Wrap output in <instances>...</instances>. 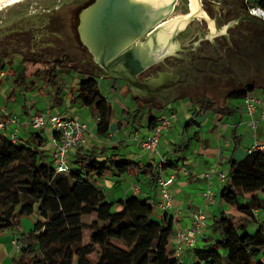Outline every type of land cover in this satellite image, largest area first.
<instances>
[{"label":"trees","instance_id":"1","mask_svg":"<svg viewBox=\"0 0 264 264\" xmlns=\"http://www.w3.org/2000/svg\"><path fill=\"white\" fill-rule=\"evenodd\" d=\"M6 66L14 84L8 91V101L18 92L14 88L25 87L28 81L33 84L32 79L57 88L53 104L63 106L60 74L73 71L82 75L77 87L69 91V101L89 108L97 116L96 134L108 135L113 115L110 103L101 94L96 79L79 71L70 60H43L30 55L14 66L12 60L0 57V70ZM254 90L248 86L232 91L228 98L243 100ZM133 102L134 115L128 110L122 112L132 117L133 125L140 123L144 112L163 109L135 98ZM189 102L193 110L185 129L208 113L221 119L235 114L228 104L222 107L207 96ZM122 120L128 125L124 116ZM156 120L150 117L147 124L151 126ZM46 144L43 132L31 127L15 141L7 130L0 132V234H17L12 239L19 248L13 264H182L174 257L170 244L173 229L155 219L151 199L129 195L109 202L103 189L95 185L97 179L125 174L135 178L148 175L155 184L156 166L125 161L118 154L107 156V149H78L70 171L59 174L42 151ZM172 165L166 161L165 170ZM227 174L218 201L242 218L235 219L219 210L211 225L215 239L206 248L194 250L195 257L201 256L196 264H264V220L256 214L264 213V153L255 151L242 161L232 159ZM31 213L41 219L34 230L23 233L21 220ZM251 228L256 230L251 232Z\"/></svg>","mask_w":264,"mask_h":264},{"label":"rangeland","instance_id":"2","mask_svg":"<svg viewBox=\"0 0 264 264\" xmlns=\"http://www.w3.org/2000/svg\"><path fill=\"white\" fill-rule=\"evenodd\" d=\"M95 1L96 0H16L1 5L0 57L12 60L14 66H19L21 60L23 58H28L30 55H37V57L39 56L43 60L68 59L79 71L90 73V64L92 60L90 55L88 54L87 48L82 45L83 42L81 41V34L79 30L82 14L86 10H88ZM186 2V0H178L179 5L176 7V10L170 15L169 24H172L173 26L174 22H176L177 19L184 17L183 14L186 10ZM199 14H201V12ZM213 19L214 18H211V20H207L208 28L205 27V23H203L202 25L203 28H206V30L204 31L210 38H213V36H211V33L215 30V27L213 26ZM222 32L224 31L222 30ZM215 36H217V40L220 39L219 34L216 33ZM178 40L180 42L183 41V39H181L180 37H178ZM185 48L187 47H184L182 45H180L178 48L173 46L170 48L171 52H168L167 56H176V51L181 52ZM179 55L180 53H178L177 56L179 57ZM233 67L234 68H230L229 70H227L225 77H223L222 79L218 78V76L217 78L209 77L208 79H206V83H208L207 87L201 86L199 88H195L192 91H180V97L182 98H178L177 100H181V104L186 105L189 101L196 102L204 96H207L213 102L220 104L222 107H224L226 104H230L234 105V107L238 109L242 105V100H229L228 95L232 91L247 88L248 86H253L255 88L254 91H256L257 95L261 92L260 89L264 85V58L258 61V63L255 61V66L251 64L248 67L246 65L245 67L243 66V70L241 69L239 64H234ZM7 70V66L6 68H4V70H0V116H3V111H6L7 114L19 118L20 115H23L22 112H19L20 109H23L22 106L25 107V109H27L31 114H35L36 110L46 115H56L60 112L65 115L67 114L62 110V107L60 106H57L55 108H52V106L50 107V104H53L56 88L52 87L51 85H46L42 81H34L30 79L33 84H29L28 81L25 87L14 88L18 89L16 90L18 92L15 98H12L10 101H8V91H10L14 87V84ZM2 74L3 76H1ZM59 78L60 81L58 82V86H62V88H67V90H69L70 82L74 78V72L71 71L70 73L68 72V74H60ZM96 81L98 83L97 79ZM101 89L102 94H104L107 97V101L111 103L114 113L112 118L113 124L115 123L114 125L116 126L117 120L120 121L122 116H124V119L128 122V125L122 126V133L119 134L118 140L122 145V147L120 148L121 156H129V154L133 152L131 146V129H133L132 127L135 126V129L139 131L140 129H144V126H146L150 117L155 116L157 112H152V116L144 112L140 123L133 125L132 117L131 119H129L122 113L123 109H127L131 116L135 114L134 111L136 110V106L133 102V99L131 98L132 96L130 97V94H127L123 91H117L114 93L115 95H113L104 86ZM67 92L69 91H63L61 97L62 99H64V106L66 104H69L66 103L68 102V100L66 99V94H68ZM152 104L156 107L162 106L160 103H156L154 101L152 102ZM171 104L172 103H168L167 105H164L163 111L172 108L169 107ZM170 110L171 112L169 113H174L177 115V111H175L173 108ZM83 111L84 110H82V112ZM82 115L86 118L85 122H89L90 124H92V128H94V123L90 116H88V112L86 115L84 113H82ZM206 119L207 117L205 116L201 120L205 121ZM184 126L185 121L181 120L179 126H176L174 128V131H172L174 132L173 134L175 136L180 135ZM205 128H207V124L205 125ZM47 134V128L43 129L44 138H47ZM143 139L144 137H140L137 140L138 146ZM179 144V152H183V150H185L184 142L178 141L177 145ZM163 149L165 150L160 142L157 151L162 153ZM169 150L166 151L169 152ZM76 152L77 150L75 151V153ZM145 154L147 158L150 156L149 153ZM147 158L145 161H147ZM170 158H173V156L171 155ZM157 160H151V162H153L156 166V164L158 163ZM166 170L164 172H166ZM117 181H120L119 186H116ZM133 182L134 181H131V177L125 174L123 181L119 180V178L111 177L101 180L97 179L95 181V185L103 189L107 201L114 202V200L118 196L124 195L122 190H127ZM119 189L121 190L119 191ZM116 191H119L121 195H117L114 197L113 194ZM216 193L218 194L216 198L219 199L220 191ZM125 194L131 195V191ZM36 208L37 206L35 205L33 209L36 210ZM238 217L239 216H236L235 219H239ZM262 217L263 219H261ZM206 218L208 225V217ZM258 218H260L261 221L264 220V213L262 211H260ZM40 219L41 217L35 213H31L23 217L21 220L22 232L28 233L29 231L34 230V228L38 224V220ZM250 230L251 232H254L256 229L251 228ZM200 259L201 256L196 255V257H194V261L191 263H199Z\"/></svg>","mask_w":264,"mask_h":264},{"label":"crops","instance_id":"3","mask_svg":"<svg viewBox=\"0 0 264 264\" xmlns=\"http://www.w3.org/2000/svg\"><path fill=\"white\" fill-rule=\"evenodd\" d=\"M229 1L231 0H224L223 3H227ZM187 38H189V33L184 32V37L181 38L183 39L182 42L176 41V44L168 46L167 41L164 40L160 42L159 48H162V50L167 48V51H169L171 50L170 48L173 46H175L176 48H178L180 45L187 47V44L185 43ZM87 74L98 80V87L100 92L102 91L101 88L104 86L113 95H115L114 93L117 91H123L127 94H130V97L132 96L131 98L134 99V92H131L123 81L96 78L94 75L95 71L91 70V68L90 73ZM81 77L82 75L74 72V78L70 82L69 90H67V88H62V86H59L61 89V93L63 94V91H70L77 87ZM123 84L125 87L123 86ZM253 94L256 97L261 98L260 100L264 104L263 90H261L258 95L256 91H254ZM104 97L107 99L105 95ZM66 99L68 100V102L66 103L69 104H66L65 106L63 104V106H60L62 107V110L67 113V116L78 120L86 126L87 147L82 148L81 151L86 152L90 149L95 151H102L107 149V156L117 154L121 156L120 148L122 147V145L118 139L119 134L122 133V126L126 125L125 122L122 120L123 116L121 117L120 121L117 120V125L115 126V123L113 124L112 119L114 115L113 113L108 135L106 137H100L96 134L97 116L93 114V112L89 108L81 106L80 102H70L68 94H66ZM228 105L229 107L234 108V115L226 116L225 118L221 119L218 115H213L211 113L205 114L204 116L199 118L198 121L195 122V124L193 123V125L189 129H185L183 127L181 134L176 136L173 134L174 132L172 131H174V128L176 126H179L181 120H184L186 123L190 119L193 109L190 102H188L186 105H183L181 104V100H175V102L169 106L172 107L175 111H177L178 119L176 123L173 124L169 132H167L161 137L160 142L162 147L165 148V150L163 149L162 153L159 152V155L160 158H163L165 161L174 164L172 166H168L166 172H164L165 175H170L171 173V175H173L174 177L173 185L169 189L170 194L172 196L173 208L168 209L164 212H161L156 209L154 211L155 219L163 225H169L173 229L174 235L177 231L187 230L191 226L193 221L192 213L201 210L208 217V225L203 232V237H199L198 243H196L195 248L184 249L181 252L178 259L182 264H192L191 262L194 261L195 257L194 250L204 249L214 241L215 236L212 232L211 225L215 217L218 215L219 210H223L233 217L239 216L238 218H242V215L240 213L236 212L233 208L229 207L228 205L220 203L218 199H216L218 195L216 192L221 191L224 182H222L216 175H213L210 179L204 178V175L208 174L213 168L228 173L230 169V162L232 159L236 161H242L247 156L248 149L250 146H252L255 139H264V122L260 124L257 134L255 135V132L248 124L249 119L246 116L242 105L238 109H236L234 105ZM51 106L52 108L57 107L55 104H50V107ZM263 108L264 107H261L260 110H258L256 118L259 117L260 111ZM170 109H166L165 111H163L164 109H162V111L157 112L155 116H152L151 113L147 114L155 119H158L162 116H167L169 112H171ZM82 110L84 111L82 112ZM126 111L127 109H123V112ZM3 112V116L1 117H3L4 119H6V117L11 116L7 114L6 111ZM19 112L23 113L22 116L19 113L20 117L18 118V136L20 137L21 135L25 134L28 129H30V126L28 125L29 119L34 114L29 113L27 109L26 111L24 109H20ZM87 112L89 114L88 116H90L94 123V128H92V124H90L89 122H85L86 118L83 117L82 113L86 115ZM39 113L40 112L36 110L35 114ZM205 116L207 117V119L205 121L201 120ZM206 124L207 128H205ZM151 127L152 125L149 126L148 124H146V126H144V129H140V131L132 127L133 129H131V146L133 152H131L129 156H125L126 158L124 157L123 160L136 162L139 163L141 166L148 164L154 165V163L151 162V155L147 158L145 154L146 152H142L137 142L140 137L146 138L150 135ZM140 132L142 133V135ZM48 137L49 133L47 134V141L49 140ZM236 140L238 141V144H236ZM178 141L184 142V153L179 152L180 149H178V147L180 146V144L177 145ZM117 147H119V149H117ZM49 148L50 144L48 142L42 147L43 150ZM166 150H169V152H167ZM170 154L173 156V158H170ZM74 156L75 154H72L70 156V159L72 160ZM146 158L147 161H145ZM123 179L124 175L119 178V180L122 181ZM131 181L134 182L131 183L127 190H122L124 195L118 196L115 199L116 201L118 199L129 196L125 193H129V191H131V195H136L140 198L151 199L150 203L153 206H155L159 202V197L155 184H153V182L151 181L150 176L145 175L141 176L140 178H135L131 176ZM119 183L120 181H117L116 186H119ZM135 188H138L137 194L134 193L133 189ZM208 189L214 192L215 199L217 200L215 206H210L204 199V193ZM120 190L121 189H119V191ZM119 191H116L113 196L115 197L117 195H121ZM174 209H177L179 213L176 214L174 212ZM259 213L260 212H256L257 216L259 215ZM261 219H263V217ZM15 236H17V234L12 231H4L0 234V264H13L12 260L17 255L11 246V241ZM171 246H173L172 242Z\"/></svg>","mask_w":264,"mask_h":264},{"label":"flooded vegetation","instance_id":"4","mask_svg":"<svg viewBox=\"0 0 264 264\" xmlns=\"http://www.w3.org/2000/svg\"><path fill=\"white\" fill-rule=\"evenodd\" d=\"M186 1L184 17L192 14L191 0ZM196 3L198 5V1ZM200 3L203 11L200 14V20L192 21L184 30L189 33V38L185 42L187 48L181 52L176 51V56H167L168 52H171L167 51L159 62L141 72L137 76L138 81L149 87L139 91L131 89L136 91L135 99L151 104L153 101L160 103L161 108L167 105L170 99L175 101L182 98L180 91L207 87L206 79L209 77L217 78L218 76L222 79L227 70L234 68V64H239L243 70L245 65L255 66V61L258 63L264 58V27L247 21L248 13L243 9L241 0H231L222 5L203 1ZM178 5L176 0L172 13ZM211 18H214L213 26L215 27L211 33L213 38L207 36L204 31L208 28L207 20ZM166 21H169V18ZM203 23L206 28L202 27ZM184 32L175 35L172 39L173 43L179 41L178 37L183 38ZM214 32L219 34L220 39L217 40ZM148 42H151L150 38L147 39L144 36L139 44L147 45ZM156 50L162 52V48ZM178 53H180L179 57ZM88 54L92 60L90 68L95 71L93 57L89 51Z\"/></svg>","mask_w":264,"mask_h":264},{"label":"water","instance_id":"5","mask_svg":"<svg viewBox=\"0 0 264 264\" xmlns=\"http://www.w3.org/2000/svg\"><path fill=\"white\" fill-rule=\"evenodd\" d=\"M175 3L176 0L169 3L96 0L82 14L79 30L81 41L93 57L95 77L123 81L130 91L148 88L137 76L167 53V48L157 52L160 42L166 40L168 46L176 44L172 41L175 35L182 33L192 21L200 20L199 14H190L177 19L175 28L169 30L171 24L166 20ZM198 5L199 12H203L200 0ZM246 16L249 23L264 27V22ZM144 36L151 40L147 45L139 44ZM173 102L170 99L169 103Z\"/></svg>","mask_w":264,"mask_h":264},{"label":"built area","instance_id":"6","mask_svg":"<svg viewBox=\"0 0 264 264\" xmlns=\"http://www.w3.org/2000/svg\"><path fill=\"white\" fill-rule=\"evenodd\" d=\"M210 4L222 5L224 0H200ZM243 9L255 19L264 22V0H241ZM3 76V74L1 75ZM253 93H249L245 99L242 100V107L248 117L249 126L257 134L260 124L264 122V108L260 111L259 117L256 114L264 104ZM177 120V115L169 113L167 116L158 118L151 127V133L148 137L140 142V149L151 155L152 160H158L156 168L158 169L155 187L158 193L159 202L154 206L161 212L172 208V196L170 194V187L173 185V175H165L164 166L166 161L160 158L157 151L161 137L169 132L173 124ZM28 125L35 131L48 130L50 148L43 150L44 153L52 160L53 168L56 173L66 174L71 168L70 156L75 154V151L87 147V136L85 124L79 122L74 118H70L65 114L58 113L56 115H46L44 113L34 114L30 117ZM19 119L16 116L6 117L4 119L0 116V132L7 130L9 137L15 141L18 135ZM255 151L264 153V139H255L252 146L248 149V154ZM216 175L222 182L227 181L228 174L216 168L204 175V178L210 179ZM134 193H138V188L133 189ZM204 199L210 206L216 205L214 192L208 189L204 193ZM176 214L179 213L174 209ZM193 214V221L187 230L177 231L171 238L173 243V255L176 259L179 258L184 249H194L198 243L199 237H203L204 229L207 227V215L199 210ZM11 246L15 253L19 248L15 240L11 241Z\"/></svg>","mask_w":264,"mask_h":264},{"label":"bare ground","instance_id":"7","mask_svg":"<svg viewBox=\"0 0 264 264\" xmlns=\"http://www.w3.org/2000/svg\"><path fill=\"white\" fill-rule=\"evenodd\" d=\"M13 1H16V0H0V6L3 5V4H6V3H9V2H13ZM145 1H150L151 3H158L160 1V3H168L169 0H145ZM198 1V0H197ZM197 1L195 0H191V11H192V14H199V6L197 5ZM202 13V12H201ZM203 15V14H202ZM200 16V14H199ZM181 24V23H180ZM180 24H179V27H180ZM175 25H176V22H174L173 26L171 24V26L169 27V30H173L175 28Z\"/></svg>","mask_w":264,"mask_h":264}]
</instances>
